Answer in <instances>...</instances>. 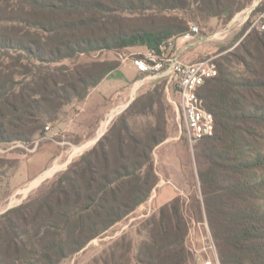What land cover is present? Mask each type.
<instances>
[{
	"label": "trees",
	"instance_id": "16d2710c",
	"mask_svg": "<svg viewBox=\"0 0 264 264\" xmlns=\"http://www.w3.org/2000/svg\"><path fill=\"white\" fill-rule=\"evenodd\" d=\"M250 2L0 0V143L33 142L32 149L47 122L72 100L83 101L117 68L115 61L81 63L80 56L128 47L160 54L169 40L171 52L189 28L187 18L228 23ZM134 16L144 19L141 25L126 23ZM246 26L235 50L215 57L217 75L199 89L215 130L199 141L196 158L206 166L198 163L202 202L196 199L194 210L199 218L205 212L221 264H264V29L244 33ZM111 130L17 206L15 221L4 216L14 229L21 222V235L6 248L0 235V264H59L146 201L157 183L151 152L165 137L153 129L129 132L121 123L111 145ZM4 161L0 157V165ZM193 217L186 218L173 197L145 221L135 250L121 236L103 264H120L123 257L132 264H185L189 250L195 252L186 245Z\"/></svg>",
	"mask_w": 264,
	"mask_h": 264
},
{
	"label": "rangeland",
	"instance_id": "374dc122",
	"mask_svg": "<svg viewBox=\"0 0 264 264\" xmlns=\"http://www.w3.org/2000/svg\"><path fill=\"white\" fill-rule=\"evenodd\" d=\"M263 2L264 0H251L231 18L237 17L238 20L231 24L232 28L224 39L203 38L202 42L183 51V60L190 62L208 55H216L218 59L220 54L235 50V46L245 35L239 36V31L244 25H247L244 33L252 31L249 23L258 11H264L261 4ZM170 14L184 17L181 11H171ZM243 18L245 21L240 24ZM142 20L144 19L136 17L131 23H126L141 25ZM187 21L189 25L195 24L202 33L209 35L229 23L221 17L210 18L204 22L189 18ZM193 42H196V39L191 43ZM142 52L143 47H128L80 56L77 61L81 63L115 61L117 68L104 77L103 83L90 91L87 99L81 102L72 100L62 108L58 119L47 122L43 137L37 138L33 149L28 148L33 142L24 145L0 143V157L5 158L0 165V235L5 242L2 247L6 248L7 242L17 233L21 235V222L16 221L18 228L14 229L8 226L4 216L9 214L15 221L18 211H12L17 209V206L35 196L39 188L65 170L69 163L97 147L98 140L107 134L111 127L114 131L111 130L112 134L108 135L109 142L111 145L116 144L117 136L114 133L123 123L129 132L153 129L155 135H164V140L151 152L157 183L146 201L59 264H103L102 260L105 257L109 260V251L121 236L131 241L135 250L142 238L141 227L145 221L157 215L160 207L175 196H178L182 203L184 216L195 217L189 221L191 231L188 235V230L186 237L187 248H199L200 232L202 233L204 227L195 224L202 219L208 222L205 212H202V218H199L194 210L195 200L202 202L198 163L205 168L206 162L202 158H196V155L203 142L190 146L182 140V135H179L181 119L177 117L167 94V89L172 88L171 84H168L164 77L138 73L132 64V58ZM123 133L122 130L121 136L128 140ZM111 145L108 146L110 150L113 149ZM7 249L12 251L10 247ZM197 254L196 251L189 250L186 263L202 264ZM120 261V264H132L128 258L123 257Z\"/></svg>",
	"mask_w": 264,
	"mask_h": 264
},
{
	"label": "built area",
	"instance_id": "2783aa9c",
	"mask_svg": "<svg viewBox=\"0 0 264 264\" xmlns=\"http://www.w3.org/2000/svg\"><path fill=\"white\" fill-rule=\"evenodd\" d=\"M237 20V17L232 19L231 22L207 37H201L198 26L190 24L188 30L181 35L180 44L173 51H167L173 46V41L169 40L168 44L160 46L162 50L160 54H157L153 49H147L132 58V64L137 71L156 77H164L168 84L174 85V95L170 88L167 89L168 99L176 111L177 117L181 119L179 135H183L190 146L214 134V116L204 107L199 89L207 79L215 77L218 70L215 63L216 55L187 62L181 59V53L192 45L202 42L203 38L224 39L232 28L231 24ZM244 21L245 18L240 24ZM250 28L264 29V11L259 12L254 17ZM193 39H196V42L191 43ZM203 227L202 233L200 232V246L194 251L196 254L198 253V258L202 264H221L206 221L203 222Z\"/></svg>",
	"mask_w": 264,
	"mask_h": 264
},
{
	"label": "crops",
	"instance_id": "0c3cea01",
	"mask_svg": "<svg viewBox=\"0 0 264 264\" xmlns=\"http://www.w3.org/2000/svg\"><path fill=\"white\" fill-rule=\"evenodd\" d=\"M136 70H137V69H136ZM104 80H105V79H103V80H102V81H101V82H100V83H99V84H98L96 87H94V88H97V87H98V86H99L101 83H103V82H104ZM94 88H93V89H94ZM91 90H92V89H91ZM91 90H90V91H91ZM90 91H89V93H90ZM89 93H88V95L86 96V98H85V99H87V97L89 96ZM85 99H84V100H85ZM47 170H48V169H47Z\"/></svg>",
	"mask_w": 264,
	"mask_h": 264
},
{
	"label": "water",
	"instance_id": "95a60500",
	"mask_svg": "<svg viewBox=\"0 0 264 264\" xmlns=\"http://www.w3.org/2000/svg\"><path fill=\"white\" fill-rule=\"evenodd\" d=\"M185 264H187V263H185Z\"/></svg>",
	"mask_w": 264,
	"mask_h": 264
}]
</instances>
